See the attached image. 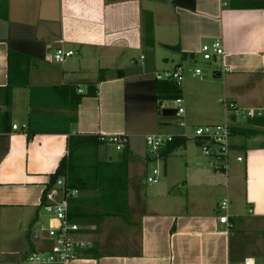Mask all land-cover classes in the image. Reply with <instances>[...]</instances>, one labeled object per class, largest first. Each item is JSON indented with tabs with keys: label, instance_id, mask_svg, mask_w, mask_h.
<instances>
[{
	"label": "crops",
	"instance_id": "crops-1",
	"mask_svg": "<svg viewBox=\"0 0 264 264\" xmlns=\"http://www.w3.org/2000/svg\"><path fill=\"white\" fill-rule=\"evenodd\" d=\"M225 1L0 0V264H23L40 248L31 228L69 135L126 136L118 153L101 143L84 159L124 163L126 203L119 215L102 185L79 191L74 207L92 248L65 264H264V116L233 122L226 173L191 139L193 127L226 121L221 99L264 111V0ZM213 39L223 63L203 69L215 75L186 73L165 98L162 84L174 83L155 75L200 59ZM59 48L74 55L56 64ZM152 133L181 145L151 159ZM153 169L155 185L146 181ZM222 199L230 228L219 223Z\"/></svg>",
	"mask_w": 264,
	"mask_h": 264
},
{
	"label": "built area",
	"instance_id": "built-area-1",
	"mask_svg": "<svg viewBox=\"0 0 264 264\" xmlns=\"http://www.w3.org/2000/svg\"><path fill=\"white\" fill-rule=\"evenodd\" d=\"M222 5L226 1L221 0ZM199 54L203 62L213 61L214 64L223 63L225 55L223 42L221 39H213L210 43L203 44ZM74 55L73 51H66L62 48L56 49L52 54V60L56 64H63ZM229 72L228 69H223ZM189 73L195 79L202 81L205 78L203 69L195 67L187 72L181 66H177L170 72L157 73L156 81L173 82L178 90L181 89L185 74ZM212 76L215 73L212 72ZM176 106L175 117L177 126L185 128L183 121L184 108L181 98L174 99ZM225 111L228 113L226 121L223 123L195 126L192 128L191 139L194 140L202 155L210 161V165L215 172L226 173L229 169V154L231 152L230 139L233 122H246L256 118H262L264 111L260 109H243L234 103L226 100H219ZM16 130L17 125H12ZM175 136L153 134L145 137V146L148 156L158 159L160 151L173 142ZM98 142L113 146L116 150H123L127 145L125 135L98 136ZM238 163H243V157H237ZM160 171L153 169L147 177L149 184L155 185L159 182ZM79 196V190L68 186L66 176H59L47 183L42 192L39 204L40 214L37 216L31 228L32 240L40 245L34 248L25 256L23 264H65L67 261L88 254L92 248V243L87 240L84 234L88 231L84 225L70 219L71 203ZM227 199H222L218 204V212L221 214L219 223L228 228L231 224L228 219ZM89 227L88 229H90ZM242 264H255L254 260L246 259Z\"/></svg>",
	"mask_w": 264,
	"mask_h": 264
},
{
	"label": "trees",
	"instance_id": "trees-1",
	"mask_svg": "<svg viewBox=\"0 0 264 264\" xmlns=\"http://www.w3.org/2000/svg\"><path fill=\"white\" fill-rule=\"evenodd\" d=\"M10 70V66H9ZM162 93L165 98H173L178 92L176 86L172 83H163ZM160 90V88H159ZM161 91V90H160ZM95 92H93V95ZM30 136L27 135V140ZM182 139L175 138L166 149L161 152L165 154L181 145ZM97 137H79L69 135L67 138V157H63L50 179L53 181L59 176H66L68 186L79 191L96 190L97 185H102V189L107 193L103 198L109 205H119V215L124 213L121 206L126 203L125 185H126V166L123 164L108 163H88L84 161L87 158L86 149L97 147ZM75 201H72L70 208V219L77 221L81 217L78 208L74 207ZM122 210V211H121ZM111 214V212L109 213ZM91 252V251H90ZM90 254H86L88 256Z\"/></svg>",
	"mask_w": 264,
	"mask_h": 264
},
{
	"label": "rangeland",
	"instance_id": "rangeland-1",
	"mask_svg": "<svg viewBox=\"0 0 264 264\" xmlns=\"http://www.w3.org/2000/svg\"><path fill=\"white\" fill-rule=\"evenodd\" d=\"M213 66L214 65V63H213V61H206V62H203L202 61V59H201V56H200V59H197V60H191V62L189 61V62H186V63H182L180 66L184 69V71L185 72H187V71H189V70H192L193 68H195V67H199V68H201V69H203L204 67H206V66ZM203 73H204V75H205V78L207 77V78H211V76H212V68L211 67H209L207 70H206V72L204 71V69H203ZM187 76H189V75H187ZM186 76V77H187ZM198 80V79H197ZM192 131V130H191ZM194 142V141H193ZM113 147V146H112ZM115 153H118V152H116L115 151V148L113 147V148H111V147H109V148H107V155H112V154H115ZM109 248H110V245H108V246H106L105 245V251L106 250H108V251H110L109 250ZM31 251H29V253H30ZM29 253H27L25 256H27Z\"/></svg>",
	"mask_w": 264,
	"mask_h": 264
},
{
	"label": "water",
	"instance_id": "water-1",
	"mask_svg": "<svg viewBox=\"0 0 264 264\" xmlns=\"http://www.w3.org/2000/svg\"><path fill=\"white\" fill-rule=\"evenodd\" d=\"M153 134H156V133H152V134H149V135H153Z\"/></svg>",
	"mask_w": 264,
	"mask_h": 264
}]
</instances>
